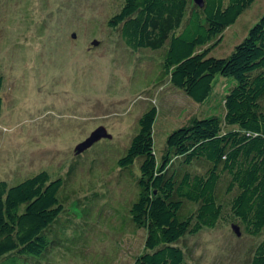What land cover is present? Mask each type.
I'll return each instance as SVG.
<instances>
[{
    "label": "rangeland",
    "instance_id": "rangeland-1",
    "mask_svg": "<svg viewBox=\"0 0 264 264\" xmlns=\"http://www.w3.org/2000/svg\"><path fill=\"white\" fill-rule=\"evenodd\" d=\"M122 5L0 0V181L13 186L41 171L63 181V211L46 232L50 249L28 264H133L145 240L129 214L138 196L139 162L127 169L117 162L138 131L139 117L157 109L153 137L160 161L171 131L193 118L223 116L222 77L196 104L163 78V51L125 47L118 30L108 26ZM263 14L264 0H254L210 56L227 58ZM99 127L112 138L76 154ZM233 227L222 221L187 236L181 243L185 264H247L262 238L240 227L237 236Z\"/></svg>",
    "mask_w": 264,
    "mask_h": 264
},
{
    "label": "trees",
    "instance_id": "trees-1",
    "mask_svg": "<svg viewBox=\"0 0 264 264\" xmlns=\"http://www.w3.org/2000/svg\"><path fill=\"white\" fill-rule=\"evenodd\" d=\"M253 2L203 0L199 8L193 0H123L108 21L128 49L163 51V78L194 103L209 97L216 76L227 91L223 116L193 118L171 131L160 161L153 137L157 109L139 117L117 162L121 169L139 162L129 214L145 240L133 264H185L182 241L222 221L262 238L247 264H264V14L227 58L210 56ZM2 83L0 75V94ZM1 109L0 95V115ZM62 183L45 171L13 186L0 181V264H28L48 252L46 232L63 211Z\"/></svg>",
    "mask_w": 264,
    "mask_h": 264
},
{
    "label": "water",
    "instance_id": "water-1",
    "mask_svg": "<svg viewBox=\"0 0 264 264\" xmlns=\"http://www.w3.org/2000/svg\"><path fill=\"white\" fill-rule=\"evenodd\" d=\"M193 3L199 8L203 7V0H193ZM111 138L112 137L109 134H107V131L105 128L99 127L90 135V137L84 143L78 145L75 148V153L80 154L84 150L90 148L94 143H96L102 139H108L109 140ZM233 230L237 236L240 235V232H239L237 227H233Z\"/></svg>",
    "mask_w": 264,
    "mask_h": 264
}]
</instances>
